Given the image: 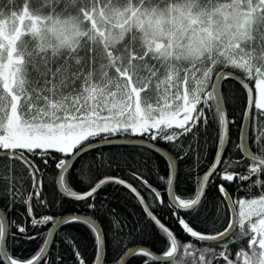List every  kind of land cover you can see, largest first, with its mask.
I'll use <instances>...</instances> for the list:
<instances>
[{
  "label": "snow or ice",
  "instance_id": "obj_1",
  "mask_svg": "<svg viewBox=\"0 0 264 264\" xmlns=\"http://www.w3.org/2000/svg\"><path fill=\"white\" fill-rule=\"evenodd\" d=\"M0 203V264H264V0H0Z\"/></svg>",
  "mask_w": 264,
  "mask_h": 264
},
{
  "label": "trees",
  "instance_id": "obj_2",
  "mask_svg": "<svg viewBox=\"0 0 264 264\" xmlns=\"http://www.w3.org/2000/svg\"><path fill=\"white\" fill-rule=\"evenodd\" d=\"M229 119H231V116L229 117ZM234 141L238 142L237 141V133H236L235 127L233 126L232 135H231L230 140L227 143L226 147L228 149H232ZM161 148H163L165 151L169 152L170 154L174 155V152H173L171 146H163L162 145ZM124 150L125 149H123V148L119 149V151H124ZM101 151L106 152V153H111V152L117 151V149L114 147H111V146H103L101 148ZM145 154L148 156H151V158L160 165V168L162 170L166 167L164 160L160 156L155 154L154 152H146ZM205 163H207V161H205ZM201 167H203V165H201ZM182 168H186V165L182 166ZM48 174L52 175L51 173H48ZM109 174H115V175L123 176V174L119 171H116L115 173H109ZM200 174L202 175V173H200ZM196 176H197L196 172H193L191 177H189L188 174L185 172V174L182 176V181L180 184V190L177 191V194L178 195H180V194L186 195L187 192L184 190H186L188 188H191L192 190H194ZM145 178L149 179V183L153 184L154 187L158 186L155 183L154 177L150 178V177L146 176ZM129 180H130V178H129ZM46 182H47V177H46ZM130 182L134 183V186L138 187V190L141 192V194L144 195L145 197H147L149 199V202H151V197L149 195L148 189L144 188L143 186L136 184V182H134V181L130 180ZM26 186L30 187L29 185H26ZM161 190L163 191L164 189H161ZM106 194L109 195L110 200H111V203L108 204V207L109 208H115L116 212L118 214H120V216L122 218L126 217L127 222H128V227L131 228L136 223L138 217L141 215L140 206L138 205L136 199L126 189H124L121 186H108L107 193H101V197H103ZM117 197H119V198H117ZM106 203H108V202L106 201ZM0 208H2V203H0ZM81 214L87 215L89 213L85 212V213H81ZM170 223H171V226L173 228L178 227V225H176L175 222H170ZM65 231L74 233L73 229L68 228L67 226H63L61 228L60 232L57 233V240L59 239V237L61 235H63V233ZM56 242L57 241H55V240L53 241V247L55 246ZM129 247H131V245H129ZM65 254H67V253H65ZM135 261H136V258L133 256L128 261V264H135ZM69 264H72L71 260H69Z\"/></svg>",
  "mask_w": 264,
  "mask_h": 264
},
{
  "label": "water",
  "instance_id": "obj_3",
  "mask_svg": "<svg viewBox=\"0 0 264 264\" xmlns=\"http://www.w3.org/2000/svg\"><path fill=\"white\" fill-rule=\"evenodd\" d=\"M105 146H109V145H105ZM227 146V145H226ZM165 150L162 148V151H161V153H155V154H157L158 156H160L162 159H163V157H162V153L164 152ZM134 198H135V196H134V194H132L129 190H127ZM137 201V200H136ZM138 202V201H137ZM123 254V253H122ZM130 258H132V257H129L128 258V261L130 260Z\"/></svg>",
  "mask_w": 264,
  "mask_h": 264
},
{
  "label": "bare ground",
  "instance_id": "obj_4",
  "mask_svg": "<svg viewBox=\"0 0 264 264\" xmlns=\"http://www.w3.org/2000/svg\"><path fill=\"white\" fill-rule=\"evenodd\" d=\"M47 176H51V175L48 174ZM47 176H46V177H47ZM54 182H55V178L53 177V178H52V183H54ZM137 203H138V202H137Z\"/></svg>",
  "mask_w": 264,
  "mask_h": 264
}]
</instances>
